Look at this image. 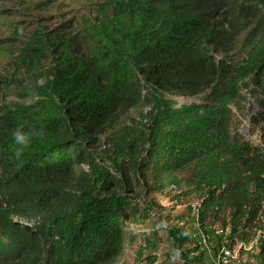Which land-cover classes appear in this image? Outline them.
<instances>
[{"label": "trees", "instance_id": "1", "mask_svg": "<svg viewBox=\"0 0 264 264\" xmlns=\"http://www.w3.org/2000/svg\"><path fill=\"white\" fill-rule=\"evenodd\" d=\"M240 38L239 61L211 54ZM37 43L6 75L23 69L46 83L30 104L0 114V264H115L127 242L156 264L155 232L124 230L146 218L126 194L140 180L200 197L202 224L257 228L264 149L233 137L230 121L242 91L264 106V0H104L75 36ZM47 51L52 62L41 70ZM162 93L203 98L176 107ZM139 104L149 110L118 125L100 150L119 111ZM18 125L46 133L19 160L11 136ZM111 156L114 171L104 163Z\"/></svg>", "mask_w": 264, "mask_h": 264}, {"label": "rangeland", "instance_id": "2", "mask_svg": "<svg viewBox=\"0 0 264 264\" xmlns=\"http://www.w3.org/2000/svg\"><path fill=\"white\" fill-rule=\"evenodd\" d=\"M104 0H0V114L7 109L25 106L34 101L39 73L28 74L22 69L18 77L9 79L14 72L21 50L26 44L49 39L54 34L75 36L86 25L94 23ZM240 38L232 48L225 51H211L216 59L230 56L239 61L243 57ZM44 55V54H43ZM41 70L51 62V53H45ZM10 80V81H7ZM20 81L15 83V81ZM203 94L175 96L162 93L163 100L174 101L175 106L198 104ZM149 110L146 104H139L119 111V124L104 129L99 137L102 150L105 138L118 125H129L139 121ZM230 132L233 137L252 143L264 149L261 135V121L264 106L257 97L245 91L231 106ZM113 157L104 159L105 166L113 170ZM113 161V162H112ZM134 184V185H133ZM132 192H126L131 202L146 212V218L126 221V233L133 231L157 235L156 264H215L220 250L228 248L238 257L239 264H264V218L257 228L241 233L218 224H202L197 208L198 196H187L177 185H168L162 191L152 190V181L133 182ZM133 222V223H132ZM137 222V223H136ZM3 236L0 232V240ZM138 239V237H137ZM139 240V239H138ZM139 243H126L122 257L115 264H145L137 256ZM149 252L143 251V254Z\"/></svg>", "mask_w": 264, "mask_h": 264}, {"label": "clouds", "instance_id": "3", "mask_svg": "<svg viewBox=\"0 0 264 264\" xmlns=\"http://www.w3.org/2000/svg\"><path fill=\"white\" fill-rule=\"evenodd\" d=\"M45 83L46 81L44 78H40L37 81L38 86H43ZM45 135L46 133L43 129H29L25 131L23 125H18L11 132L13 143L16 146L13 152L14 158L19 160L22 157L24 150L30 146L33 138L38 137L43 139Z\"/></svg>", "mask_w": 264, "mask_h": 264}, {"label": "built area", "instance_id": "4", "mask_svg": "<svg viewBox=\"0 0 264 264\" xmlns=\"http://www.w3.org/2000/svg\"><path fill=\"white\" fill-rule=\"evenodd\" d=\"M215 264H239L238 257L230 249L223 248L218 253Z\"/></svg>", "mask_w": 264, "mask_h": 264}]
</instances>
